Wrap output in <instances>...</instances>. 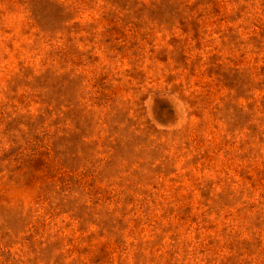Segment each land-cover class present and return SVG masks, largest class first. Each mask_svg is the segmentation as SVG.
Masks as SVG:
<instances>
[{"label":"rangeland","instance_id":"rangeland-1","mask_svg":"<svg viewBox=\"0 0 264 264\" xmlns=\"http://www.w3.org/2000/svg\"><path fill=\"white\" fill-rule=\"evenodd\" d=\"M0 264H264V0H0Z\"/></svg>","mask_w":264,"mask_h":264}]
</instances>
